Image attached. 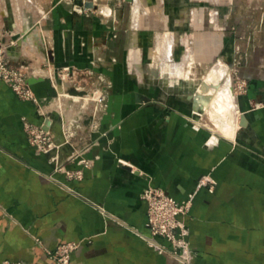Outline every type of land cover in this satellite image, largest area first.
<instances>
[{
  "label": "crops",
  "instance_id": "0c3cea01",
  "mask_svg": "<svg viewBox=\"0 0 264 264\" xmlns=\"http://www.w3.org/2000/svg\"><path fill=\"white\" fill-rule=\"evenodd\" d=\"M31 1L0 0V39L11 61L47 78L102 57L97 71L111 87L98 129H76L61 151L63 161L82 154L65 163L83 171L78 180L56 170L24 130V118L42 124L49 115L57 136L58 114L43 115L0 81V264H59L49 252L72 241L81 246L70 264H183L152 246L170 248L150 239L142 194L154 186L183 201L204 175L217 185L200 190L185 217L193 264H264V108L252 110L264 101V0H118L112 19L97 9L99 0H90L89 14L62 0ZM170 38L175 47H203L200 61L212 62L221 46L227 62L241 64L248 89L234 94V138L194 124L200 89L165 87L143 71L141 53L131 55L132 46Z\"/></svg>",
  "mask_w": 264,
  "mask_h": 264
},
{
  "label": "built area",
  "instance_id": "2783aa9c",
  "mask_svg": "<svg viewBox=\"0 0 264 264\" xmlns=\"http://www.w3.org/2000/svg\"><path fill=\"white\" fill-rule=\"evenodd\" d=\"M72 4V10L78 14L94 12L95 7L86 8L76 4L74 0ZM110 11L108 16L104 14L102 16L109 19L115 18L112 8ZM12 34L13 32L10 31L5 33L6 36ZM103 62L104 58L99 57L92 60L90 68L66 65L57 68L53 76L39 77L41 70L14 64L10 59L8 46L0 39V81L9 86L22 101L35 103L43 115L46 116L51 111L56 112L59 117L57 136L49 124V115L45 117L46 121L42 124H35L24 118V130L30 145L38 153L49 155L56 170L64 171L71 179L81 180L83 171L68 170L65 163L79 158L82 154L73 153L63 161L61 151L66 145L71 144L76 135V129L83 125L92 130L98 129L101 116L107 108L108 92L111 87L107 76L97 71L98 65ZM238 81V87L243 90L247 82L239 76ZM262 108H264V101L252 104V110ZM69 115L71 116L68 117ZM80 162L85 167L90 166L88 160L81 159ZM216 185L217 181L212 176L204 175L198 181L195 191L183 201L176 200L161 188L154 186L146 188L142 199L147 203V227L151 234L150 239L161 238L170 244V248H167L153 242L152 246L156 250L161 253H170L183 264H193L195 252L191 248L190 229L184 218L192 209L198 192L203 188L213 192ZM80 246L81 243L77 241L63 243L49 252V255L59 264H70L72 254ZM2 264L25 263L5 260Z\"/></svg>",
  "mask_w": 264,
  "mask_h": 264
},
{
  "label": "rangeland",
  "instance_id": "374dc122",
  "mask_svg": "<svg viewBox=\"0 0 264 264\" xmlns=\"http://www.w3.org/2000/svg\"><path fill=\"white\" fill-rule=\"evenodd\" d=\"M62 1L66 2L70 6L73 5L72 4L73 0H62ZM95 1H97V0H95ZM115 2L117 3L118 0H109V3L107 2V0H99L97 9H100L99 11L101 14L108 16L109 13L111 12L110 8L113 9ZM136 17L139 18V14L136 15ZM165 33H167V32H165ZM222 33L223 32L221 30L214 31L215 36L223 35ZM166 38H167V36H166ZM165 42L169 43V44L165 45ZM170 43L173 44V41L171 38H170V40L169 39L165 40L164 44L160 43L159 45H156L157 41H155L154 44L150 45V46H144V47H140V48L132 46L130 52H131V55H133L135 59H137L138 55L141 53L143 60H144V62L142 63L143 71L145 73H147L148 77L149 76L150 77L151 76L152 77L157 76V77L161 78V84L165 87H171V86H174L176 88L177 87H183V88H185L186 92H188L189 94L191 93V95H194L195 91L200 89V86H201L200 84H203L202 82L205 81L204 79H206L208 76H210L214 73L215 74L214 75L215 81L213 83H218V84L220 83V85L223 84L225 87L229 82V85L232 89V92H234L233 95L236 93V94H238V96H240V95L247 92L248 83L246 84V86L243 90L238 87V82H239L238 76L241 77L239 75V68L238 67H240L241 64L234 63V62H227L225 57L223 58L222 54L220 53L221 46H218V48L217 47L214 48L215 54L213 57V61L206 63L205 61H200V59H199L200 55L202 54L203 47H197L196 46V48H195L193 45H187V46H181V47L176 46L175 47ZM190 53L193 54L195 62L193 61V59H192V61L190 60V58H189ZM174 55H176V56H174ZM174 63H176V64H174ZM135 64H136V66H134V67H137V69L140 70L139 63L136 62L133 65H135ZM206 66H207V68H206ZM171 67H173V69ZM170 69H171V72H170ZM186 69L189 72L188 74L186 72ZM217 71L221 74V77H219L220 74ZM224 71L226 73L223 74ZM216 73H218L219 75L216 76ZM194 76L197 78H195ZM222 79H223V82H222ZM244 81H246V80H244ZM155 83L158 84L159 81H155ZM231 84L233 86H231ZM159 85H160V83H159ZM194 97H195L194 100H195V104H196L195 107H197L196 108L197 110L195 111L196 112L195 117H196L197 123H194V124L198 125L199 128L208 129L216 135H221V136L225 135V132L223 130L224 128L219 126V124H217L215 121L213 122L214 117H213V114L211 113V111L207 110L206 106H204V104H202L203 102L201 101V99L197 95H194ZM196 97H198V98H196ZM77 99H79V98H77ZM199 108H200V110H198ZM223 114H225V118L227 117L228 120H230V121L234 120V117H233L234 115L232 113L228 114L226 112ZM215 115L217 116V114H215ZM189 213L186 216H188Z\"/></svg>",
  "mask_w": 264,
  "mask_h": 264
},
{
  "label": "bare ground",
  "instance_id": "6f19581e",
  "mask_svg": "<svg viewBox=\"0 0 264 264\" xmlns=\"http://www.w3.org/2000/svg\"><path fill=\"white\" fill-rule=\"evenodd\" d=\"M32 2H34V1L32 0ZM174 64H176V63H174ZM171 68L173 69V67H171ZM170 72H171V69H170ZM186 72H187V74L189 73L187 69H186ZM218 73H216V76L220 74V73L219 74ZM224 73H226V72L224 71L223 74ZM214 75L215 74L213 73L212 75H210L206 79H204L205 81L202 82L203 84H200L201 85L200 91H199V93L197 92L198 93L197 96L201 99L203 104L207 105V109L209 108V110L213 114V117H214L213 122L215 121L217 124H219V126L223 127L224 128L223 130L225 132V136H229V138H230V137L236 136L235 134L237 131L236 126H237L238 116H237V111H236V100H235L236 95L235 96L233 95L234 92H232V89L229 85V82L225 87L223 84L220 85V83L219 84L213 83L215 81ZM219 77H221V74L219 75ZM222 82H223V79H222ZM231 86H233V85L231 84ZM226 112L228 114L232 113L234 115L233 121L228 120L227 117L225 118V114H223V113H226ZM215 114H217L218 117Z\"/></svg>",
  "mask_w": 264,
  "mask_h": 264
},
{
  "label": "water",
  "instance_id": "95a60500",
  "mask_svg": "<svg viewBox=\"0 0 264 264\" xmlns=\"http://www.w3.org/2000/svg\"><path fill=\"white\" fill-rule=\"evenodd\" d=\"M128 2H133L134 0H126ZM74 2L78 5H83L85 6L86 8H94L95 7V4L94 2L90 1V0H74ZM244 122V119L243 121Z\"/></svg>",
  "mask_w": 264,
  "mask_h": 264
}]
</instances>
